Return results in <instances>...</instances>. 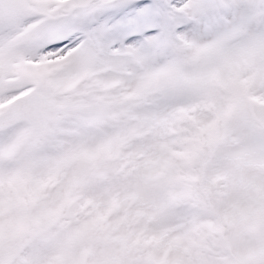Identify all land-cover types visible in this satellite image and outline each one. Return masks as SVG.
Returning a JSON list of instances; mask_svg holds the SVG:
<instances>
[{"label": "snow or ice", "instance_id": "snow-or-ice-1", "mask_svg": "<svg viewBox=\"0 0 264 264\" xmlns=\"http://www.w3.org/2000/svg\"><path fill=\"white\" fill-rule=\"evenodd\" d=\"M0 264H264V0H0Z\"/></svg>", "mask_w": 264, "mask_h": 264}]
</instances>
